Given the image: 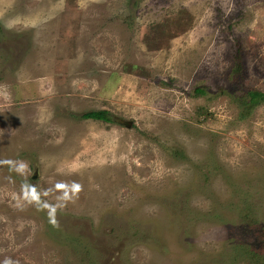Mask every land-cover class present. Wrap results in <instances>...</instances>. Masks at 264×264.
Listing matches in <instances>:
<instances>
[{
    "label": "rangeland",
    "instance_id": "obj_1",
    "mask_svg": "<svg viewBox=\"0 0 264 264\" xmlns=\"http://www.w3.org/2000/svg\"><path fill=\"white\" fill-rule=\"evenodd\" d=\"M238 53L264 91V0H0V264H264Z\"/></svg>",
    "mask_w": 264,
    "mask_h": 264
},
{
    "label": "trees",
    "instance_id": "obj_2",
    "mask_svg": "<svg viewBox=\"0 0 264 264\" xmlns=\"http://www.w3.org/2000/svg\"><path fill=\"white\" fill-rule=\"evenodd\" d=\"M170 31L167 30V33ZM171 32H173L171 30ZM164 32H160V29H156L153 33L152 45L154 47H161L165 43V38L163 35ZM168 36V34H167ZM168 38V37H167ZM237 62H235L232 66H230L229 70V80L230 83L237 88H239L241 91H243L239 96H236V100L238 103V117L241 119L244 117L245 112L249 111L250 109L254 108L255 105L261 103L264 101V91L257 90V89H248L244 87L241 83L242 76H243V62L239 56V53L236 55ZM238 76L240 77L238 79ZM222 90V89H221ZM207 91L203 87H197L195 89V95H202L206 94ZM199 109V113L204 112L203 107H197ZM77 117L81 119H95V120H102L105 122H114L115 118L113 119L112 114L108 110H88L86 112H83L80 115H76ZM255 240L251 243L252 248V255L255 256L257 260H261L264 258V228L263 225H258V227L255 230Z\"/></svg>",
    "mask_w": 264,
    "mask_h": 264
},
{
    "label": "water",
    "instance_id": "obj_3",
    "mask_svg": "<svg viewBox=\"0 0 264 264\" xmlns=\"http://www.w3.org/2000/svg\"><path fill=\"white\" fill-rule=\"evenodd\" d=\"M115 120L120 123V124H124L125 126L129 127L132 124L131 120H123L122 118H115ZM38 169L37 166L34 165L33 166V174L31 175V178H36L38 176Z\"/></svg>",
    "mask_w": 264,
    "mask_h": 264
},
{
    "label": "clouds",
    "instance_id": "obj_4",
    "mask_svg": "<svg viewBox=\"0 0 264 264\" xmlns=\"http://www.w3.org/2000/svg\"><path fill=\"white\" fill-rule=\"evenodd\" d=\"M19 167L20 168H23L24 167V164L23 163H21L20 165H19ZM75 187V190L76 191H79L80 190V186L79 185H75L74 186ZM52 207V213H53V215H52V218H51V223L53 224V225H56V223H57V221H56V219H55V217H54V212H55V207L54 206H51ZM5 264H12V262L9 260V261H5Z\"/></svg>",
    "mask_w": 264,
    "mask_h": 264
}]
</instances>
